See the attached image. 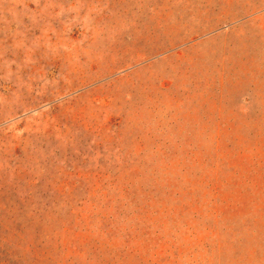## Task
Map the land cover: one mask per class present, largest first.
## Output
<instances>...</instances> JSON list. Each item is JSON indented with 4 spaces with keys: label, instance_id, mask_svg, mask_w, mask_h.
<instances>
[{
    "label": "rangeland",
    "instance_id": "1",
    "mask_svg": "<svg viewBox=\"0 0 264 264\" xmlns=\"http://www.w3.org/2000/svg\"><path fill=\"white\" fill-rule=\"evenodd\" d=\"M0 264H264V0H0Z\"/></svg>",
    "mask_w": 264,
    "mask_h": 264
}]
</instances>
